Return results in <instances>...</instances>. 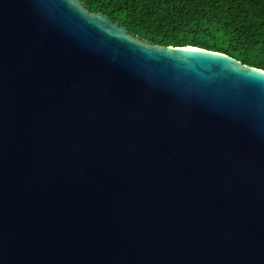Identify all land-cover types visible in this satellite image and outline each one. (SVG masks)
<instances>
[{"label": "water", "instance_id": "95a60500", "mask_svg": "<svg viewBox=\"0 0 264 264\" xmlns=\"http://www.w3.org/2000/svg\"><path fill=\"white\" fill-rule=\"evenodd\" d=\"M0 264H264V70L0 0Z\"/></svg>", "mask_w": 264, "mask_h": 264}, {"label": "trees", "instance_id": "16d2710c", "mask_svg": "<svg viewBox=\"0 0 264 264\" xmlns=\"http://www.w3.org/2000/svg\"><path fill=\"white\" fill-rule=\"evenodd\" d=\"M146 43L192 45L264 70V0H81Z\"/></svg>", "mask_w": 264, "mask_h": 264}]
</instances>
